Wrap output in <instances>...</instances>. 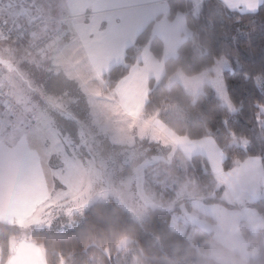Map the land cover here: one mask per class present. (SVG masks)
Instances as JSON below:
<instances>
[{"label":"trees","instance_id":"1","mask_svg":"<svg viewBox=\"0 0 264 264\" xmlns=\"http://www.w3.org/2000/svg\"><path fill=\"white\" fill-rule=\"evenodd\" d=\"M167 3L168 19H175L178 13L184 14L192 36L182 42L175 58L164 61L163 78L159 82L150 80L146 115L152 116L166 106H176L182 112L162 115L171 131L190 140L211 138L226 157L225 168H233L235 160L259 157L264 170V126L260 123L264 88L258 84L259 79L264 81V0L258 11L243 15L229 11L220 0L203 1L198 14H195L192 0H167ZM153 25L150 23L135 44L126 50L124 64L114 66L103 76L108 81V90L128 75L130 66L136 64L141 47L148 46L156 59L163 60L164 44L153 35ZM223 57L230 63V69L223 72V77L237 113H231L209 85H205L203 92L194 98L181 84H170L177 71L196 76ZM27 63L25 61L24 65ZM23 78L27 85H32L31 79ZM41 82H44L46 95L55 103L54 107H48L55 126L63 135L78 141L79 130L86 127L85 123L90 125L91 108L86 94L76 81L51 67ZM234 139L246 140L248 145L241 147L234 144ZM191 162L188 171L198 177L203 189L205 186L212 189V177L206 174L205 157L197 154ZM50 163L53 168L62 166L56 156ZM204 202L230 210L238 207L227 203L222 194L215 200L207 197ZM248 207L264 218V198L248 204ZM175 211L155 208L143 221H138L121 204L110 200L91 204L83 218L65 230H34L0 222V264H7L11 258V239L23 236L43 247L47 264H133V256L138 264L211 262L212 232L198 226L189 233L175 230L172 227ZM207 220L213 222L210 217ZM240 232L249 251L257 248L256 257L250 258L248 263L264 264V229L253 233L242 221ZM126 240L130 256L120 249Z\"/></svg>","mask_w":264,"mask_h":264},{"label":"rangeland","instance_id":"2","mask_svg":"<svg viewBox=\"0 0 264 264\" xmlns=\"http://www.w3.org/2000/svg\"><path fill=\"white\" fill-rule=\"evenodd\" d=\"M192 1L195 14H198L202 2L205 0ZM50 3V6L46 4L43 8L52 16L56 14L63 15V17L67 15L82 16V12L84 14L87 7L92 9L87 0H62L63 8L57 3L55 5ZM181 19L186 22L184 14H181ZM63 26L67 28L66 24ZM185 30L187 37H191V31L187 28ZM7 43L10 44V49L16 48L17 43ZM17 47L13 57L0 50V57L11 61L17 68V70H10L6 65H0V91H7L14 102L20 104L21 109L19 113H13L3 107L0 112V120L5 124L3 130L6 138L11 136L7 138V142L14 146L22 141L23 133H28L26 127L35 129L44 126L37 130L36 140L31 141V151L37 152L38 164H43V166H45L44 160L47 156L52 153L56 154L62 164L61 169L50 173L52 170L47 165V170L65 186L38 206L36 209L37 221L34 225L30 227L19 225L20 227L34 230H65L71 227L76 220L83 218L85 210L91 204L114 200L126 208L138 221H143L152 209L165 208L176 210L172 217V227L175 230L189 233L194 226H198L205 231L212 232L209 256L212 261L207 264L218 262L219 264H249V259L256 257L257 248L249 251L248 245L244 243L239 229L241 225L239 220H244L254 233L258 228L263 229L260 228L264 227L263 216L255 209L248 207V204L264 198V171L261 172L256 166L250 165L242 188L231 196L223 198L227 203L237 205L236 209L229 210L219 204H206L204 199L211 197L212 189H207V186L203 189L198 177L188 171V168L192 166L191 158L195 156V154L191 156L186 154V148H191V146L185 145L183 152L178 148L174 151L175 143H165L162 139H155L153 136L152 130L157 126V122L162 123L166 129L170 130L162 119V115L180 113L182 110L176 106H166L162 111L156 112L152 116L146 115L145 105L149 93V77L141 75L140 69L133 72L136 88L121 87L131 100L140 103L139 115L134 126L123 110L119 114H115L103 107L104 104L111 103L107 99L111 93H108L102 94L95 100L96 122L98 123L95 124L96 126L92 127L85 123L86 127L79 130L78 141L62 135L58 129L50 125L47 115L39 109L27 112L28 106L26 105L28 103H31V106L36 104L37 108L41 103L43 106L41 110H48V113L51 112L48 107H54L55 103L49 101L52 98L46 95L44 82H41L42 76L49 73V67L45 62L33 61L39 57L29 55L23 46L17 45ZM25 61H28L26 65H24ZM217 61L222 62L220 64L221 79L225 84L223 72L230 69V63L225 57ZM146 66L148 67V64ZM217 66L216 63L210 69L196 76H187L181 70L177 71L171 78V84H181L186 92L194 98L203 92L205 85H209L222 104L231 113H237L238 109L231 102L227 87V101L216 90L214 81L217 78ZM21 75L31 79L33 84L36 83L33 85L34 88L25 84ZM258 84L264 88L262 79L258 80ZM62 109L67 111L64 107ZM16 118L18 121H15ZM260 123L264 126V106L261 107ZM142 127L144 128L143 135L140 131ZM13 129H16L15 133L12 132ZM203 144L200 141L197 147H202ZM234 144L245 148L248 141L234 139ZM47 149L51 152H48ZM219 157L220 155L217 156L212 152L209 166ZM256 158H258V163L261 162L259 157ZM249 160H235L234 167L236 161L243 165ZM54 164L57 163L54 162ZM63 165L64 168H62ZM46 183L49 184L48 179ZM52 184L55 185V190L61 189L56 186L60 187V184L54 178ZM196 186H199L200 191H193ZM207 217H212L213 222L208 221ZM223 231L227 235L237 236V238L232 237V246L222 244L219 234ZM232 239L226 236V240ZM12 243L15 245L14 240ZM127 244L128 241H124L120 249L125 251V255L130 256L131 252L127 249ZM133 264H138L135 256H133Z\"/></svg>","mask_w":264,"mask_h":264},{"label":"crops","instance_id":"3","mask_svg":"<svg viewBox=\"0 0 264 264\" xmlns=\"http://www.w3.org/2000/svg\"><path fill=\"white\" fill-rule=\"evenodd\" d=\"M87 1L90 4L89 7H91L92 9H89L87 7L84 14L82 12V16L67 15L66 17H63V15L58 16V14L52 16L43 8L46 4L47 6H50V2H52L54 5L55 3H57L59 6L61 5L60 7L63 8L62 0H37L38 6L41 10H43V12L48 16L49 19L60 22L62 25H67L66 29L68 34L67 38L64 39L65 41L63 40L64 42L61 41L60 43L55 45L49 53L38 56L39 58L33 60L39 62L41 61V63H48L46 64V66L51 67L56 72L64 73L69 79L76 81L84 93L85 88L99 89L103 95H106L108 93L110 94L112 92V90H108V81L105 80L103 76L108 73L114 66L118 64H124L126 50L135 44L137 37L145 30V28L150 23H154L152 30L153 35L158 36L164 44L163 60L160 61L156 59L149 50L148 46L141 47L139 49L136 64L130 66L128 75L118 82L122 88H136L137 84L133 77V72L136 69H140L141 75L149 77L148 85L150 80L159 82L165 74L164 61L170 58H175L182 42L185 39L189 38V36L187 37V34L185 32V28L188 29V26L186 22L181 19V13H178L173 20L168 19L167 16L169 14V5L167 3V0ZM220 1L228 9L232 7L238 8L240 2V0ZM262 2L263 0H248L247 7L256 5L259 8ZM255 12L247 11L245 13ZM3 13L12 22L27 19L32 15V11L24 7L21 0H12L10 5L3 8ZM110 16L112 17V24L119 26V35L126 37L127 42L121 47L115 44H111L107 41H102V43L109 48L111 52V59H109L106 63L102 74L100 76H97L94 70L92 54L95 53L96 56H100L102 53L100 52L97 45L92 42L96 41L97 32L105 33L109 30L110 25L108 17ZM93 28L95 29L94 31ZM85 41H87V43ZM17 45L22 46L20 44H16V48H18ZM9 46L10 44H8L7 42L0 40V50H2L5 54L13 57L16 54V48L10 49ZM58 57L67 60L68 63L66 65L57 64L54 61ZM146 64H148V67L146 66ZM154 64L159 66L158 73L153 70ZM142 69L144 70L142 71ZM21 77L23 79V82L26 84L23 78L24 75H21ZM31 84L32 85L29 86L31 88H34L33 85L36 83ZM49 101L51 102L52 100ZM42 103L44 104V102ZM16 104L20 105L19 103ZM33 104L34 103L32 102V105ZM26 106H28L27 112H31L32 110L36 111L37 109H39L41 112H43V114H46L49 118L48 121L50 125L58 129L54 124L52 116L48 113V110H41V108L43 107L41 103H39V108L36 107V104H34V106H31V103H28V105ZM3 107L4 105L1 104L0 112ZM96 117L97 116L95 108H91L90 125H92V127L96 126L95 124H98L96 122ZM15 121H18V118H16ZM4 125V121L0 120V160L3 161V168L2 170H0V222L6 224H16L23 227H30L37 221L36 209L38 208V206L43 204L50 195L52 196L54 193L62 190L63 187H65L56 176L53 177V175L50 174L57 172L61 168H53L50 163L52 157L56 156V154L52 153L50 156H47L44 160L45 166H43V164H38L37 152L31 151V141L33 139L36 140L35 138L37 135V130L44 128V126H39L35 129L29 126L26 127V131L28 133H23L22 141L14 146H11L7 142V138L11 136L6 138V134L3 130ZM15 130L16 129H13L12 132L15 133ZM198 141L204 143V146L193 149V153L195 155L200 154L203 157L207 156L208 160H210L212 152L217 156L223 154L222 150L212 139L204 138ZM183 143L184 145H182L181 142L175 143L174 151L178 148L179 151L183 152L185 150V145L187 147H192L190 142ZM41 148L44 149L43 147ZM47 151L51 152L48 149ZM21 165H23L27 171L26 182H21L19 178V170ZM47 165H49L52 170L50 173L47 170ZM254 166L259 168L261 172L264 171L261 162L257 163ZM254 166L252 165V167ZM62 168H64V165ZM53 178L58 181L60 187L59 185L56 186L61 189L55 190L56 187L52 184ZM47 179L49 180V184L46 183ZM41 189L45 190L49 195L37 199L36 194L40 192ZM239 221L242 222L244 220L240 219ZM260 228L264 229L263 226ZM257 230L256 232L262 229H259L258 231ZM251 231L253 232V230ZM220 233L221 234H219V236L221 238V242L226 246H232V237L237 238L236 235H227L224 231ZM226 236H229L232 240H226ZM239 239L241 238L239 237ZM13 240L15 245H13L12 243ZM244 243H246L245 240ZM246 244L248 245V243ZM10 247L12 255L9 261H13L14 264H47L43 247L40 244L29 240L27 236L11 239ZM9 261L7 262V264H9Z\"/></svg>","mask_w":264,"mask_h":264},{"label":"snow or ice","instance_id":"4","mask_svg":"<svg viewBox=\"0 0 264 264\" xmlns=\"http://www.w3.org/2000/svg\"><path fill=\"white\" fill-rule=\"evenodd\" d=\"M248 0H240L239 7H232L229 8V11H238L241 15H243L247 11H258V7L256 5H252L250 7H247ZM109 20V30L105 33H96L97 39L96 41L92 42L97 45L100 52L102 53L100 56H96L95 53H93V65L94 70L97 76H100L102 74V71L108 62L109 59H111V52L108 47H106L102 41H107L111 44H115L118 46H123L127 39L126 37L120 36L118 29L119 26L112 24V17H108ZM95 29L93 28V31ZM62 39V36H56L51 41L52 45H55L58 41ZM87 43V41H85ZM91 51V50H90ZM59 65H66L68 63L67 60L63 58H56L54 61ZM217 78L214 81V84L216 85L217 92L224 98L225 101L228 100V96L226 93V85L224 84L223 80L221 79V67L220 64L222 62L217 61ZM153 70L157 73L159 72V66L153 65ZM85 94L87 96V102L90 108H95V100L98 99L102 93L99 89L96 88H85ZM111 101V103H106L103 105L105 109H108L110 112L119 114L121 110H123L124 114L133 122V126L135 125V121L139 115L140 111V103L138 101L131 100L127 94L126 91L123 90L119 83L115 85L112 89L111 94L107 98ZM229 107L231 105L229 104ZM234 111V109H233ZM226 123V122H225ZM141 135L144 134V128L142 127L140 129ZM153 136L155 139H162L165 143L171 142V143H178V142H190L192 147L186 148V154L191 156L193 155L192 149H195L197 145L200 143V141H191L190 138L184 137L181 135H178L177 133L170 131L165 128V126L157 122V126L153 128L152 130ZM234 135V134H233ZM247 143V142H245ZM226 157L221 154L219 159L217 161L211 162V165L209 166V160L208 157L205 156V165H206V174L210 175L212 177V195L209 197V199L215 200L218 195L222 194L223 198H227L231 196L233 193L237 192L238 189L242 188L243 182L245 179V175L247 172V169L250 165H256L258 163V158L250 159L249 161H246L243 165L240 164L239 161H236V166L228 169L223 166V161ZM3 168V161L0 160V170ZM19 178L21 182H26L27 180V171L26 168L21 165L19 170ZM223 186V187H221ZM37 199L46 197L49 194L41 189L40 192L37 194ZM9 264H14L13 261H9Z\"/></svg>","mask_w":264,"mask_h":264},{"label":"built area","instance_id":"5","mask_svg":"<svg viewBox=\"0 0 264 264\" xmlns=\"http://www.w3.org/2000/svg\"><path fill=\"white\" fill-rule=\"evenodd\" d=\"M11 1L0 0V40L20 44L29 55L41 56L67 37V29L60 22L49 19L38 6L37 0H21L23 6L32 11V15L21 21H10L4 15L3 8L10 5ZM56 36H62V39L52 45L51 41ZM0 101L5 109L13 113L21 110L4 90L0 91Z\"/></svg>","mask_w":264,"mask_h":264},{"label":"water","instance_id":"6","mask_svg":"<svg viewBox=\"0 0 264 264\" xmlns=\"http://www.w3.org/2000/svg\"><path fill=\"white\" fill-rule=\"evenodd\" d=\"M0 65H6L10 70H17L14 64L11 61L3 59L0 57Z\"/></svg>","mask_w":264,"mask_h":264},{"label":"clouds","instance_id":"7","mask_svg":"<svg viewBox=\"0 0 264 264\" xmlns=\"http://www.w3.org/2000/svg\"><path fill=\"white\" fill-rule=\"evenodd\" d=\"M193 191H194V192L200 191L199 186L194 187V188H193ZM169 264H177V262H176V261H170Z\"/></svg>","mask_w":264,"mask_h":264}]
</instances>
